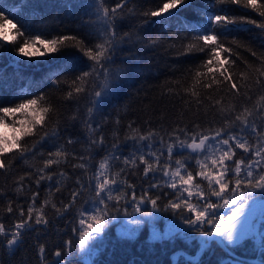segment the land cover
Segmentation results:
<instances>
[{"label": "trees", "instance_id": "1", "mask_svg": "<svg viewBox=\"0 0 264 264\" xmlns=\"http://www.w3.org/2000/svg\"><path fill=\"white\" fill-rule=\"evenodd\" d=\"M116 2L117 0H107L109 7L114 6ZM161 2L162 0H129L127 8H134L135 13L128 14L125 8L124 15L118 19L119 32L130 33L131 39L119 46L114 57L115 63L111 67L124 71L119 78L118 87L102 98V102L94 109L89 121L94 128L99 126L98 133L105 136V144L92 149V158L87 161V174L82 169L72 168L71 165L77 161L72 160L71 157H69V162L62 164L59 169L55 166L50 169V171H65L69 177L64 181L59 193L55 192L57 186L55 180L59 177H54L53 181L41 182L38 189L33 181L26 179L27 190L24 195L16 194L15 181L26 172L35 174L36 167L42 166L41 162L46 158V154L55 151L59 145L66 144L69 138L76 141L72 145H67L70 153L87 155L85 149L88 147L89 133L86 131L84 121L88 119L87 109L93 106V89L99 90L103 77L97 80L95 85L90 84L88 90L76 99L65 100L64 95L68 91V86L64 81H70L81 71L87 70L88 62L76 48H64L60 52L44 57L26 58L16 56V44L0 40V44L4 45L0 48V107L14 106L22 100L45 94L59 114L57 135L38 145L33 150L34 154L29 153L25 158H17V152L13 149L5 155L4 159L11 160L12 165L7 171L0 170V189L6 193L5 196L0 197V209L6 206L9 199H12L15 204L26 207L30 202L29 196L32 191H39V201H43L51 191L55 193L54 200L58 204L61 201L67 203L70 193L79 188L75 183L76 177H81L85 185L81 190V196L77 198L76 204L69 212L63 216H55L54 210L49 209L51 219L49 227L39 232L25 233L24 243L18 250H15L14 255L13 250H7L0 245V264H39L36 253L38 243H44L47 247V264H56L58 258L51 253L58 247L62 248L67 240H72L74 245L78 244L77 233H74L72 229L79 228L78 209L92 211L96 207L93 203L94 182L92 187L88 185L89 177L98 168L100 160L112 151H115L121 160L136 152L137 148L145 153L149 151L147 148L149 141L140 142V144L132 140L124 141V136L129 132L127 126L130 122H134L133 126L139 127L143 132L155 130L158 136L152 141V150H158L164 147L159 138L163 137L165 145L171 142L170 134L173 129L183 128L191 134L193 131L207 132L209 129L221 126L223 116L218 111L219 106H210L212 101L208 100L207 96H212L213 100L223 97V106L229 104L239 106L242 102L251 106L262 94L261 90L253 85V91L250 93L252 100H244L243 97H236L229 93L227 84L221 86L222 90H216V86L213 89H204L201 86L199 91L203 103L197 105L184 89L192 85V77L197 69L207 72V69L202 68L201 65L209 59V54L207 50L205 52L193 51L186 55L179 53L195 35L192 31L193 27H198L203 31L209 25L208 15L214 14L216 8L210 0H189L192 4L191 8L181 5L173 10L170 17L166 16L163 22L161 18L142 15L145 11L156 9ZM22 4L26 5L23 9ZM90 4L91 0H0V9L10 14L9 18L15 16L16 19L13 22L16 23L18 20L19 24L24 25L27 29L26 35L43 33L48 38L58 35L91 38L90 34L94 33L98 25L94 8L89 7ZM32 5L40 7L33 11ZM231 12L235 16L248 15L253 19H261L255 13L246 12L234 5L231 6ZM229 27L232 30L221 37L226 41V47L229 46L228 42L236 38L247 48L256 51L258 55L264 53V31L251 24ZM11 35L12 33H9V39ZM149 38H158L160 42L156 45H149L147 43ZM19 40L18 37L17 41ZM232 47L234 54L229 58L235 60L236 63L232 66L226 64L225 67H228L234 74L245 70V61L254 65L259 64L245 47L239 49H236L235 45ZM226 56L229 54L221 53L220 59L223 60ZM210 67L219 78L218 71L222 70L219 65L214 64ZM211 76L212 73H209L208 79H211ZM234 78L238 77L234 76ZM57 81L61 83L57 85ZM0 115L3 114L0 113ZM30 115L29 113L28 116ZM73 115H76L77 119L73 120ZM27 118L20 112L7 115L5 122L0 124V137L11 142L14 135H19L15 129H19L21 121ZM55 118L56 115L53 114L52 119ZM117 120L119 124L116 123ZM257 123L260 121L257 120ZM194 125H200V128L197 129ZM113 132H118L122 141L118 150L111 148ZM176 134L180 135L181 139L186 138L182 133L177 132ZM36 138V136L24 137L21 143L30 145ZM40 153L45 155L41 156ZM189 155L196 156L195 153H190V150L177 148L173 160ZM112 163L113 172L123 167L121 161H112ZM187 163L190 169L196 168L195 158H190ZM127 179L136 185L138 195L143 189L148 188L149 183H160L161 187L152 189L151 194L161 196L158 202L161 207L169 199H175L174 190L163 184L167 178H162L159 173L156 174L155 180L151 176L143 178L142 173L139 172L136 175L129 174ZM211 199L217 202L216 197ZM192 202L197 203V200L193 198ZM260 202H264V194H254L248 204L252 206ZM122 207H127L130 213L133 211L131 203L124 205L122 202ZM111 210L115 214V210ZM142 210H151V206L148 205ZM227 212L228 209L224 208L219 214L224 215ZM17 215L16 213L9 215L0 211V222L10 225L15 222ZM135 215L144 223L138 227L129 225L122 214L118 215L117 219L109 224L105 233L93 242L94 264H173V255L176 257V264H192L193 260L196 264H228V261L235 257L211 238L208 247L202 249L196 258L189 261L187 257L197 253L200 240L205 238L196 232L186 231L187 225L183 224L178 214L174 215L169 210L155 213L153 217H142L138 213ZM184 215L191 214L185 211ZM251 226L257 230H264V210L254 217ZM127 228L134 229V235H123L122 232ZM205 228L209 226L205 225ZM180 229L185 231H180ZM2 239L0 237V240ZM242 245L243 247L232 246L237 255L259 261L244 260L246 264L264 263V253L258 247H253L250 240L243 241ZM180 250L186 252L187 256L180 253ZM75 252H78V248H74V255L68 257V264H77L78 258ZM53 260L54 262H50Z\"/></svg>", "mask_w": 264, "mask_h": 264}, {"label": "snow or ice", "instance_id": "2", "mask_svg": "<svg viewBox=\"0 0 264 264\" xmlns=\"http://www.w3.org/2000/svg\"><path fill=\"white\" fill-rule=\"evenodd\" d=\"M210 2L216 8V12L208 15L209 25L203 31L193 27L192 31L195 35L179 53L186 55L193 51L207 50L209 59L201 65L202 68L207 69V72L197 69L192 77V85L184 91L194 99L197 105L203 103L199 91L201 86L204 89H213L216 86V90H222L221 86L227 84L229 93L236 97H243L244 100H252L250 93L253 91V85L257 86L262 94L251 106L243 102L239 106L237 104L223 106V97L213 100L212 96H207L206 98L212 101L210 106H219L218 111L223 116L221 126L209 129L207 132L193 131L191 134L183 128L173 129L170 134L171 142L165 145L163 137L159 138L164 147L158 150H152V141L158 133L155 130L143 132L139 127L133 126L134 122H130L127 126L129 132L124 136V141L132 140L137 144L149 141L147 144L149 151L145 153L137 148L136 152L123 157L122 160L115 151H112L100 160L98 168L89 177L88 185L92 187L94 182L93 203L96 207L92 211L77 210L79 228L74 227L72 231L77 233L78 244L74 245L72 240H67L62 248L58 247L51 253L58 258L56 264H68V257L74 255V248H78V252H75L78 258L77 264H94L93 242L105 233L109 224L115 221L118 215L122 214L127 224L138 227L144 221L137 218L135 214L153 217L155 213L169 210L174 215H179L183 224L187 225L186 231L196 232L205 238L200 240L201 249L207 248L210 239L215 237L219 238L218 242L223 243L226 249L232 246L243 247L242 242L250 240L253 247H258L264 253V230H257L254 226L246 227L248 216L246 208L250 207L249 199L254 194H264V53L258 55L256 51L247 48L236 38L228 42L229 46L226 47V41L221 39L232 30L229 26L235 28L240 24H251L264 31V0H210ZM128 3L129 0H117L114 6L109 7L107 0H91L89 7L94 8L98 25L94 33L90 34L91 38L75 35H58L48 38L43 33L26 35L25 26L19 24L18 20L14 23L13 20L16 17L9 18L10 14L0 9V40L16 44V56L44 57L71 47L76 48L86 58L87 70L81 71L70 81H64L68 86V91L64 95L65 100L76 99L88 90L90 84L95 85V82L103 77L99 90L93 89V106L87 109L88 119L84 121L86 131L89 133L88 147L85 149L87 155L70 153L67 145H72L76 141L67 139L66 144L59 145L55 151L46 154V158L41 162L42 166L36 167L35 174L26 172L18 177L15 181L17 195L25 194L26 179L33 181L38 189L41 182L53 181L54 177H59L55 180L57 185L55 192H61L64 181L69 177L65 171H50V169L53 166L59 169L62 164L68 163L71 157L72 160L77 161L71 165L72 168L82 169L87 174V161L92 158V149L105 144V136L98 133L99 126L94 128L89 121L94 109L102 102V98L118 87L119 78L124 71L120 68L113 69L111 66L115 63L114 57L119 46L131 39L130 33H120L117 26V21L124 15ZM181 5L192 7L189 0H162L161 5L156 9L145 11L142 15L161 18L163 22L166 16L170 17L173 10ZM233 5L246 12L251 11L261 19H253L248 15L235 16L231 12ZM24 7L26 5L22 4L21 8ZM31 7L33 11H36L40 6L32 5ZM127 13L134 14L135 9L127 8ZM9 33H12L11 39H9ZM18 37L19 41H17ZM159 42L158 38L147 40L149 45H156ZM232 45H235L236 49L245 47L259 64L254 65L245 61L244 71L235 74L231 72L225 65L232 66L236 63L229 58L234 54ZM3 47L4 45L0 44V48ZM221 53L229 54V56L221 60ZM214 64L222 69L218 71L219 78L210 67ZM209 73H212L211 79H208ZM249 81L252 83H248ZM56 83L59 85L61 82ZM17 112L25 114L28 118L21 121L19 129H15L19 135H14L11 142L0 137V170L10 169L12 161H6L4 157L13 149L17 152V158H25L29 153H33L38 145L57 135L58 110L45 94L22 100L14 106L0 107V113L3 114L0 115V124L5 122L7 115H14ZM29 113L30 116H28ZM53 114L56 115L55 119H52ZM72 119H77V116L73 115ZM257 120L260 123H257ZM116 123L119 124V120ZM194 127L198 129L200 125H194ZM177 132L184 134L186 138L181 139ZM29 136L37 138L30 145L21 143L22 138ZM121 143L118 132H113L111 148L118 150ZM177 148L190 150V153H195L196 156L189 155L173 160ZM40 155L45 154L40 153ZM190 158H195V169H190L187 163ZM112 161H121L123 167L113 172ZM27 162L25 159V163ZM138 172L142 173L143 178L151 176L155 180L157 173L161 174L162 178H167L163 184L174 190L175 199H169L161 207L158 203L161 196L151 194L152 189L161 187L158 182L149 183L148 188L143 189L138 195L136 185L127 179L129 174L136 175ZM75 183L79 188L70 193L67 203L61 201L58 204L54 200L55 193L51 191L43 201H39V191H32L29 196L30 202L26 207L15 204L12 199H9L0 211L9 215L14 213L18 215L15 222L10 225L0 222V237L3 238L0 240V245L7 250H13L14 255L15 250L23 245L25 233L39 232L49 227L51 223L49 209L54 210L55 216H63L69 212L85 187L81 177H76ZM121 185L123 187H120ZM5 195L6 193L0 189V197ZM212 197H216L217 202H213ZM193 198L197 200V203L192 202ZM122 202L124 205L131 203L133 211L130 213L127 207H122ZM148 205L151 206V210H142ZM224 208H227L228 212L220 215V210ZM111 209L115 210V214ZM185 211L191 215L185 216ZM205 225L210 227L205 228ZM180 231L185 230L180 229ZM122 234L134 235V229L127 228ZM157 238L160 237L157 236ZM232 250L235 251V248ZM47 251L44 243L37 244L36 253L39 264H47ZM192 264H196V261L193 260ZM228 264H246V261L233 257Z\"/></svg>", "mask_w": 264, "mask_h": 264}, {"label": "water", "instance_id": "3", "mask_svg": "<svg viewBox=\"0 0 264 264\" xmlns=\"http://www.w3.org/2000/svg\"><path fill=\"white\" fill-rule=\"evenodd\" d=\"M210 227V226H209ZM213 239L214 240H216L217 242L219 241V238H215V237H213ZM219 243V242H218ZM219 245L224 249V250H226L229 254H231L232 256H235L236 258H238V259H241V260H246V261H250V262H259V261H257L256 259H248V258H245V257H242V256H239V255H237L234 251H232L231 250V248H225V245L223 244V243H219ZM201 247L198 249V251H197V253H195L194 255H191V256H189V257H187V259L189 260V261H192L194 258H196L197 257V255L201 252ZM180 253H182L183 255H185V256H187V254H186V252H184L183 250H180ZM173 259H174V262H173V264H176V257H175V255H173ZM50 262H54V260L53 261H50ZM261 264H264L263 262H260Z\"/></svg>", "mask_w": 264, "mask_h": 264}, {"label": "rangeland", "instance_id": "4", "mask_svg": "<svg viewBox=\"0 0 264 264\" xmlns=\"http://www.w3.org/2000/svg\"><path fill=\"white\" fill-rule=\"evenodd\" d=\"M263 205H264V202H260V203H255L254 205L246 208V212L248 213L246 227L251 226L252 220L254 219V217L260 214L264 210ZM257 211H258V214H257ZM242 219L244 218L242 217Z\"/></svg>", "mask_w": 264, "mask_h": 264}]
</instances>
